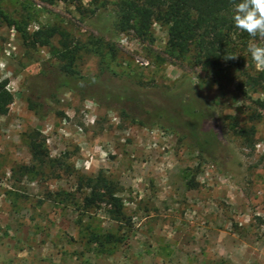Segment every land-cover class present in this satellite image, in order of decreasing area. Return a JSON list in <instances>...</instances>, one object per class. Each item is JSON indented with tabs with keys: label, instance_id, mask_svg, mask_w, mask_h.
Returning a JSON list of instances; mask_svg holds the SVG:
<instances>
[{
	"label": "rangeland",
	"instance_id": "1",
	"mask_svg": "<svg viewBox=\"0 0 264 264\" xmlns=\"http://www.w3.org/2000/svg\"><path fill=\"white\" fill-rule=\"evenodd\" d=\"M81 2L95 13L76 0H0L29 34L53 32L33 47L0 19V83L14 95L0 115V264H264L263 95L247 49L241 65L213 69L170 50L159 22L144 40L119 31L118 0ZM69 64L87 79L74 89L60 86ZM168 98L203 117L155 120ZM36 132L56 162L33 157ZM99 174L128 221L112 219L109 197L86 203L80 182Z\"/></svg>",
	"mask_w": 264,
	"mask_h": 264
},
{
	"label": "trees",
	"instance_id": "2",
	"mask_svg": "<svg viewBox=\"0 0 264 264\" xmlns=\"http://www.w3.org/2000/svg\"><path fill=\"white\" fill-rule=\"evenodd\" d=\"M42 1L54 4L57 0ZM237 2L238 0H118V22L116 26L119 31H133L138 39L144 40L151 33L155 22H159L167 27V45L170 50L174 52L193 50L200 63L211 66L213 69H220L225 65L238 66L242 64L243 53L252 36L234 27L232 15L234 5ZM76 3L77 11L81 15H85L87 12L95 13V11L86 10L81 0H76ZM0 19L20 32L24 41L33 47L51 45V38L53 37L51 30L29 34L26 28L18 25L1 8ZM97 43L100 44L101 41L98 40ZM59 80L60 86L71 89H74L72 85L76 81H87L85 77L79 74L76 76L73 73L71 64L63 68ZM250 80L251 85L260 88L262 91V98H259L255 103L260 110L264 111V70L257 72ZM7 85L8 82L0 83V115L5 116L9 113L14 102V95ZM101 85L103 84L101 83ZM106 87L105 90L100 89L99 91H103L104 99L112 98L115 92L112 91L111 87ZM126 94L125 99L140 100L139 94L136 92L129 93V95L127 92ZM165 102L164 105L156 107L155 120L161 121L167 118L169 121L175 122L177 120L174 115L181 117L182 113L195 114L194 108H189L181 101L168 98ZM172 107L176 108L175 111ZM195 115L203 117L200 113ZM179 121L181 120L179 119ZM141 124L144 125L143 122ZM150 124L160 125V122L152 121ZM208 128H210V123L203 120L200 134L205 143L211 144L215 135L210 133ZM255 134L256 130L253 127L243 132L244 137L249 140H252ZM40 137L39 132L30 135L29 147L33 157L41 165L56 162L44 150L43 141ZM84 183L90 189V196L85 199L86 203L106 202L107 197H109L113 207L110 212L112 219L118 222L128 221L123 210V200L113 194L110 189L111 184L103 174H99L95 178L82 179L80 184L83 185Z\"/></svg>",
	"mask_w": 264,
	"mask_h": 264
},
{
	"label": "clouds",
	"instance_id": "3",
	"mask_svg": "<svg viewBox=\"0 0 264 264\" xmlns=\"http://www.w3.org/2000/svg\"><path fill=\"white\" fill-rule=\"evenodd\" d=\"M232 21L235 28L252 37L264 36V0H238L234 5ZM247 52L257 69L264 70V45L250 42Z\"/></svg>",
	"mask_w": 264,
	"mask_h": 264
}]
</instances>
